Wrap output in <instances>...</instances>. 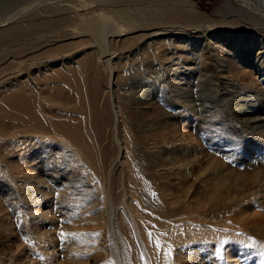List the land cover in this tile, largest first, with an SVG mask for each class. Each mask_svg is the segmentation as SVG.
Returning a JSON list of instances; mask_svg holds the SVG:
<instances>
[{
	"label": "bare ground",
	"instance_id": "1",
	"mask_svg": "<svg viewBox=\"0 0 264 264\" xmlns=\"http://www.w3.org/2000/svg\"><path fill=\"white\" fill-rule=\"evenodd\" d=\"M7 1L14 7L0 13V171L25 201L45 204L51 193L61 207L69 203L84 217L94 215L89 221L101 226L89 232L87 248L105 247L100 264H186L179 255L193 256L192 241L206 232L227 237L234 231L238 238L253 226L264 239V213L248 206L264 199V164L257 163L252 179L219 171L212 190L195 192L191 171L207 153L197 141L203 128L197 138L186 132L193 119L201 125L214 114L237 121L245 133L256 127V137L264 138L258 129L264 113L248 110L256 98L264 102V0L229 4L238 15L220 10L218 18L192 0ZM204 53L213 86L222 83L217 74L231 83L236 69L243 81L235 85L254 96L240 92L231 104L219 98L213 111L204 110L195 91L200 66L211 67ZM175 117L178 139L165 130ZM136 128L147 158L132 137ZM9 146L16 160L29 163L27 174L8 172L14 163ZM161 148L178 152L181 167L154 166L151 155ZM121 149L123 170L112 175ZM171 180H184L180 192L175 189L180 196L166 189L161 199L165 187L157 185ZM144 237L139 249L135 241Z\"/></svg>",
	"mask_w": 264,
	"mask_h": 264
},
{
	"label": "rangeland",
	"instance_id": "2",
	"mask_svg": "<svg viewBox=\"0 0 264 264\" xmlns=\"http://www.w3.org/2000/svg\"><path fill=\"white\" fill-rule=\"evenodd\" d=\"M192 1L198 5L201 11L216 18H218L217 12L220 10L226 11L225 13L227 14L230 12H232L230 14H237L239 10L237 12L229 4L238 6V3L241 2V0ZM6 5H12V3L7 0L0 2V13L3 11L2 8ZM12 7L14 6L12 5ZM247 25H249L252 29L255 28L250 23ZM108 37L110 36L108 35ZM255 53H260V51L258 50ZM204 56L206 59L205 62L211 64L209 61L210 56L207 53H204ZM190 61H192L191 58L187 60V62ZM219 64L224 65L222 62ZM200 67L203 68L204 74L202 76L203 78H201V76L196 77V75H194L198 80L195 91L204 102V110L210 109L213 111L214 106L211 105L219 98L221 100V104L224 105L226 99L229 100V104H231L233 100H235V96L240 94V92L243 95L247 94V99L254 96V94H251L249 90L238 89L235 85L236 82L243 81V74L238 70H230L232 82L227 84H225V80L223 78L224 76L222 74H217L216 77H218L219 82L222 81L223 84L220 82V86H213L211 82L213 80V75L211 76L208 73L212 70V64L210 68H207V65L204 67L203 64ZM217 69H223V66H218ZM223 87H226L227 90L224 91ZM105 92H107V90H105ZM261 101V99L256 98V100L251 103V107L248 108V110L253 111V109L259 108L258 113H264V102ZM242 110L247 111L246 109ZM248 113L252 115V112ZM206 117V120L201 125V121L196 120V118L190 123L186 122L188 126H190V131L188 127V131L186 130V132L194 134L195 138L199 137L196 133L201 132L199 126L203 128L201 138H197V141H199L200 147L207 153L204 159H201L199 163H194L196 166L191 171V175L193 177L196 176L199 179H196L194 182V186L196 187L195 192L204 191L206 187V190H212L213 182L211 181V178H213L215 174H218L217 172L219 171V173L223 174L228 172L232 174L234 173V175L238 174L246 176L250 179L254 178L253 175L256 174L255 171L258 170L257 163L264 164V138L261 135L256 137V134H254V132L257 131L255 130L256 127L254 130L248 129L249 132L245 133L243 132L242 127L237 124V121H235L236 124L230 120L220 121V119L218 120L214 114H207ZM170 123L171 124H169L165 130L167 134L170 136L173 135L176 139H178L180 135L178 119L175 117L170 121ZM202 125H205L204 127L206 129H204ZM261 125L262 123L258 124V129L263 128L264 131V127H261ZM183 129L185 130L186 127L184 126ZM139 131H141V129L136 128L132 137L136 140L142 156L146 157L147 154H145V150L142 148V145L138 143L140 141L143 142L142 137H140L138 133ZM193 144L197 147L195 143ZM9 147L7 149V153L9 156L14 154L12 156L14 163L8 167V172L13 175L27 174L29 170V163H25V160L23 162L16 160L18 159L17 154H11L9 150H11L12 147ZM180 156L181 155L178 152L168 153L161 148V150L153 152L151 160L155 161L154 166L161 167L160 170L163 171L169 166H179L181 163ZM41 157L42 156H40L36 161L31 162H37ZM119 157H124V151L122 152V149L116 160L110 166V169H112V175L114 173L113 170L115 169V175L118 176V172L122 167H124L120 164L121 158ZM162 167H164V169H162ZM36 170L37 169L34 168L33 171ZM108 175L109 178L110 174ZM181 181V183H173L172 180L168 182H160L161 184L159 183L157 186L159 188L165 187V189H162L163 191L161 190L162 192L160 198L163 197L161 199L166 200L168 197L167 190L171 193L173 192L172 194H174L175 191L176 195L180 196V190L178 189L185 185L184 180ZM202 181L203 186L200 184ZM18 185L20 184L18 183ZM16 186L17 185L13 183L9 177L4 176L0 171V264L101 263L102 258L104 257L103 249L105 247L99 249V251H97L98 253L95 249L92 250L87 248L89 245V240L87 238L89 232H95L101 226L98 221H89V219H94V215L84 217L79 214L82 213V210H75L74 212L73 206L69 203H64L61 207L58 204L59 201H56V196L51 193L46 196L48 200L45 204H37L38 201H35L36 199L32 203H28L23 199V195L17 192ZM116 188H118L117 191L120 189L119 186ZM170 188L174 189L171 190ZM197 196H200L201 198L204 197L202 194H197ZM126 202L130 203L129 199H126L125 201L122 200L124 210H126L129 205ZM193 204H195V201ZM252 204H248L251 211L252 209H255V212H258L259 210L258 213H264V199L262 200L259 198L257 200H252ZM30 210H33V212ZM41 215L42 217H40ZM252 223L253 221H247L245 225H252ZM253 233V226L250 228V235L245 232L242 237L238 238L236 237V233L234 231H232L227 237H224L222 232L216 234L206 232L199 238V240L192 241L195 244L193 247L189 248V251L193 254V256L185 254H181L179 256H181L184 261H187L186 264H264V239L254 235ZM108 237L109 239L111 238V240H109V247L112 245H115L116 247L113 257L117 259L116 257L118 256V253L115 236L114 234L111 235L110 232ZM145 238L146 237H144V240ZM136 240L137 241H135V243L140 246L139 249H141V247L143 248V244L144 242L146 243V240ZM198 242L200 245H198ZM205 243H207L208 246L205 245ZM217 249H220V251H217ZM96 254L98 255L97 257L95 256Z\"/></svg>",
	"mask_w": 264,
	"mask_h": 264
},
{
	"label": "snow or ice",
	"instance_id": "3",
	"mask_svg": "<svg viewBox=\"0 0 264 264\" xmlns=\"http://www.w3.org/2000/svg\"><path fill=\"white\" fill-rule=\"evenodd\" d=\"M149 236H151V233H149ZM222 243H227V242H222ZM217 251H220V249H217Z\"/></svg>",
	"mask_w": 264,
	"mask_h": 264
}]
</instances>
